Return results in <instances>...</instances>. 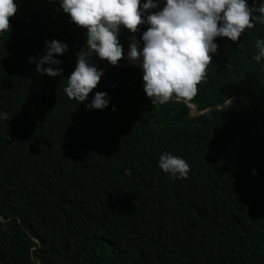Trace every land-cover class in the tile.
<instances>
[{"label":"trees","instance_id":"1","mask_svg":"<svg viewBox=\"0 0 264 264\" xmlns=\"http://www.w3.org/2000/svg\"><path fill=\"white\" fill-rule=\"evenodd\" d=\"M13 2L0 32V264H264V57L253 59L264 20L235 42L214 38L204 79L180 99L200 111L234 100L196 115L182 100L151 103L123 26L122 58L92 52L103 74L85 101L69 99L85 30L59 0ZM137 27L140 41L148 25ZM51 39L68 45L53 54L59 76L27 59ZM97 91L108 106L86 109ZM162 152L184 158L187 177L163 172Z\"/></svg>","mask_w":264,"mask_h":264},{"label":"clouds","instance_id":"2","mask_svg":"<svg viewBox=\"0 0 264 264\" xmlns=\"http://www.w3.org/2000/svg\"><path fill=\"white\" fill-rule=\"evenodd\" d=\"M160 3L161 0H59L60 9L85 30L87 44V51L76 54L75 66L63 88L69 99L85 101L103 74V69L89 62L92 52L112 65L122 58L117 38L121 26L133 33L138 31V25H148L140 33V41L129 36L126 57L133 62L139 59L145 95L152 98L151 103L163 105L173 98L190 99L195 95L211 60L209 54L217 51L214 38L227 37L235 42L242 30L253 27L254 20H264V0H259L258 7L257 0H252L251 6L247 0H162V7ZM16 7L13 0H0V32H8V18ZM157 7L158 11L146 14V10ZM254 47L257 51L253 59L260 61L264 57V38L256 39ZM67 48L62 41L45 40L43 53L27 59L35 62V72L59 76L63 69L58 67L61 61L56 56ZM108 103L107 94L97 91L85 108L103 109ZM4 116L0 113V117ZM157 164L174 178L187 177L189 172L185 159L169 152H162Z\"/></svg>","mask_w":264,"mask_h":264},{"label":"water","instance_id":"3","mask_svg":"<svg viewBox=\"0 0 264 264\" xmlns=\"http://www.w3.org/2000/svg\"><path fill=\"white\" fill-rule=\"evenodd\" d=\"M132 34H133V36L135 37V39L138 41V38H137V34H136V32H133ZM126 64H127V65H136V66H139V59H137V61H135V62L130 61L129 59H127ZM139 67H140V66H139ZM173 99H178V100H182L183 102H187V103L192 107V109H193V111L195 112L196 115H200V114H202V113L208 112V111H210V110H214V109H216V108L225 107L226 105H228L229 103H231V102L234 100V98H231V99H229L227 102H225L224 104H222V105H220V106L212 107V108L206 109V110H204V111H200V110H198L197 107H196L193 103H191V102L185 101L184 99H180V98H173ZM173 99H171V100H173ZM253 114H254V113H253ZM254 116H255V118H256V120H257L258 125L260 126L261 131L264 133V126L262 125V123H261L260 120L258 119L257 115L254 114Z\"/></svg>","mask_w":264,"mask_h":264}]
</instances>
